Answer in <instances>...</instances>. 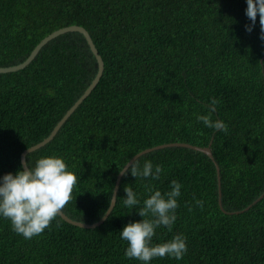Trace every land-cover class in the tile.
Instances as JSON below:
<instances>
[{"label": "trees", "instance_id": "trees-1", "mask_svg": "<svg viewBox=\"0 0 264 264\" xmlns=\"http://www.w3.org/2000/svg\"><path fill=\"white\" fill-rule=\"evenodd\" d=\"M246 7V0H0V66L21 63L43 37L68 25L83 26L104 61L91 93L51 141L26 156L30 165L61 156L77 176L62 209L67 216L99 220L119 168L139 151L212 140L213 161L181 146L137 158L141 166L146 159L162 166L151 182L161 192L172 179L182 184L173 229L158 228L153 243L182 233L187 253L150 264H264V39L259 14L246 30ZM96 72L95 56L75 31L48 41L23 69L0 73V175L22 167L21 152L48 136ZM212 98L219 103L211 118L223 120L226 132L195 119ZM146 184L122 175L116 206L94 228L58 215L25 239L0 218V264H141L124 256L120 230L142 217L121 198L128 185L142 202Z\"/></svg>", "mask_w": 264, "mask_h": 264}, {"label": "clouds", "instance_id": "clouds-1", "mask_svg": "<svg viewBox=\"0 0 264 264\" xmlns=\"http://www.w3.org/2000/svg\"><path fill=\"white\" fill-rule=\"evenodd\" d=\"M246 5L245 14L252 22L246 25V30H252L259 14L261 39H264V0H246ZM218 103L217 99H210L204 105L206 112L195 114V119L206 128L226 132L228 128L223 120L211 118ZM119 170L121 175L130 173L135 180L148 181L142 202L132 187H124L126 195L121 198L123 205L129 209L137 206V213L142 217L139 221L129 222L120 230V239L127 244L124 256L138 260L141 264H150L152 259L165 256L177 261L183 259L188 250L184 234L178 233L170 240L153 243L158 228L163 227L168 231L173 229L182 184L172 179L169 190L164 192L153 187L151 182L160 180L163 168L160 164L153 165L147 159L142 166L138 159L131 161L130 166L127 161ZM76 184L77 176L68 169L63 157L55 154L40 156L32 165L28 159L15 174L7 172L0 175V218L9 220L12 230L25 239L38 236L72 199ZM113 201L116 206L117 197L114 192L111 193L110 207ZM193 202L197 208L204 206L203 200L194 198ZM191 210L189 207V211ZM107 211L106 209V214Z\"/></svg>", "mask_w": 264, "mask_h": 264}, {"label": "water", "instance_id": "water-1", "mask_svg": "<svg viewBox=\"0 0 264 264\" xmlns=\"http://www.w3.org/2000/svg\"><path fill=\"white\" fill-rule=\"evenodd\" d=\"M79 32L81 33L86 41L87 44L91 50V52L93 53V55L96 58L97 61V72L95 77L92 79V81L90 82V84L88 85V87L84 90V92L79 96V98L67 109V111L63 114V116L59 119V121L56 123V125L53 127V129L51 130V132L48 134V136H46L45 138H43L41 141H39L38 143L31 145L30 147L24 149L21 152L20 155V162L21 165L23 166L24 162L26 161V156L28 153L44 146L46 143H48L49 141H51L53 139V137L56 135V133L58 132V130L60 129V127L63 125V123L68 119V117L75 111V109L82 103V101L91 93V91L94 89V87L97 85L98 81L100 80L102 73L104 71V61L101 57V55L99 54L89 32L80 25H68V26H64L61 27L57 30L52 31L51 33H49L48 35H46L45 37H43L36 45L35 47L32 49V51L30 52V54L27 56V58L22 61L19 64L13 65V66H6V67H2L0 66V73H8V72H14L20 69H23L25 66H27L34 58L35 56L38 54V52L40 51V49L51 39L64 34L66 32ZM211 143L212 140H210V142L208 143L207 146H197L194 144H190L187 142H171V143H165V144H160L154 147H150V148H146L143 149L141 151H139L138 153L134 154L128 161H129V166L131 161L137 159L139 156H141L142 154H145L147 152H150L152 150L155 149H160V148H164V147H171V146H181V147H186V148H191L193 150L196 151H200L204 154H206L212 161L214 160L212 152H211ZM216 165V173H217V180H218V203L220 208L222 209V211L226 212L222 206V202H221V190H220V175H219V167ZM127 167V166H126ZM122 175L119 171V173L117 174L116 180H115V184H114V188H113V192L115 194H117V190L119 187V182L121 179ZM264 194V193H263ZM263 194L260 196L262 197ZM115 205V201H113L111 207L108 206L107 207V214L106 211L105 213L101 216V218L93 223H86V222H82V221H78V220H74L72 218H70L69 216H67L63 211L60 212V216L62 219H64L66 222L75 225V226H79L82 228H94L96 226H99L100 224H102L105 219L108 217V215L110 214L111 210L113 209ZM251 205V204H250ZM249 207V206H248ZM247 207V208H248ZM240 211H234V212H229V213H239Z\"/></svg>", "mask_w": 264, "mask_h": 264}]
</instances>
